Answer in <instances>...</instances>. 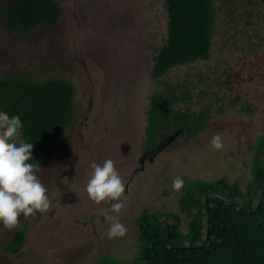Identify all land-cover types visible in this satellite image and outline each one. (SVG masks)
Here are the masks:
<instances>
[{
	"label": "rangeland",
	"instance_id": "374dc122",
	"mask_svg": "<svg viewBox=\"0 0 264 264\" xmlns=\"http://www.w3.org/2000/svg\"><path fill=\"white\" fill-rule=\"evenodd\" d=\"M55 1L56 24L13 35L0 21V77L60 76L74 88L71 123L39 155L36 175L50 208L28 219L20 216L25 239L16 253L3 246L17 228L0 223V264H125L139 251L140 212L178 211L183 187L172 189L175 177L225 176L242 190L251 181L254 145L264 130V0L254 1L249 21L226 22L219 11L210 59L174 67L159 80L151 70L166 36L162 0ZM230 35L234 41H227ZM164 82H194L190 98L178 107L206 110V126L194 136L182 131L152 159L145 157L140 169L150 96L163 90ZM217 133L223 144L218 151L210 145ZM105 159L114 161L125 184L118 219L127 232L114 239L107 236L104 216L110 204H95L85 191L91 164ZM187 221L181 214L184 233Z\"/></svg>",
	"mask_w": 264,
	"mask_h": 264
},
{
	"label": "trees",
	"instance_id": "16d2710c",
	"mask_svg": "<svg viewBox=\"0 0 264 264\" xmlns=\"http://www.w3.org/2000/svg\"><path fill=\"white\" fill-rule=\"evenodd\" d=\"M254 1L162 0L167 19L166 36L152 57V78L159 80L174 67L210 59L219 11L226 22L238 18L249 21V10H255ZM59 17L60 7L55 0H0V21L13 35L56 24ZM228 28L233 30L231 26ZM233 38L234 35H230L227 41H234ZM197 76L196 81L201 83L202 74ZM163 85V90L150 96L145 150L176 130H180V135L187 129L188 136H194L206 126V110L189 111L190 116L178 107L190 98L194 82L190 86L179 82H164ZM73 95L71 82L60 76L45 80L22 74L0 77V111L10 117L18 115L23 124L21 138L33 144L32 159L28 163L38 165L45 147L63 136L74 117ZM263 184L264 130L254 145L251 181L245 190L225 176L212 181L186 179L178 198L177 212L145 208L137 216L139 251L125 264H146L151 259L149 240L163 219L168 223L170 241L165 225L161 224L152 239L155 257L148 264H264V195L258 210L253 211ZM207 190L213 193L207 194L206 210ZM181 214L188 218L186 233L180 227ZM24 237L22 224L3 248L11 253L19 252ZM97 264L119 263L103 261Z\"/></svg>",
	"mask_w": 264,
	"mask_h": 264
},
{
	"label": "clouds",
	"instance_id": "9594fccd",
	"mask_svg": "<svg viewBox=\"0 0 264 264\" xmlns=\"http://www.w3.org/2000/svg\"><path fill=\"white\" fill-rule=\"evenodd\" d=\"M22 129L23 124L18 115L10 117L0 111V223L8 230L20 227L21 215L28 219L50 208L47 189L36 175L39 168L28 163L32 159L33 144L21 138ZM210 145L217 151L222 149L219 133L211 138ZM91 169L85 191L95 204H110L104 209L105 219L110 223L108 238L123 237L127 228L118 216L124 208V204L119 201L125 192V184L111 159H105L102 165L93 162ZM183 185L184 180L179 176L172 181L174 191H180Z\"/></svg>",
	"mask_w": 264,
	"mask_h": 264
},
{
	"label": "water",
	"instance_id": "95a60500",
	"mask_svg": "<svg viewBox=\"0 0 264 264\" xmlns=\"http://www.w3.org/2000/svg\"><path fill=\"white\" fill-rule=\"evenodd\" d=\"M180 130H176L174 131L173 133H171L170 135H168L166 138H164L163 140H161L157 145H155L154 147L150 148V149H147L145 150V152H143L139 158V168L141 169L143 167V160L145 157H148L149 159H152L155 154H157L159 151H161L164 147H166L172 140H174L176 138V136L178 135ZM208 193H213V191L211 190H207L205 191V204H206V210H207V194ZM264 195V184H263V187H262V191H261V195H260V198H259V201L257 203V206L256 208L253 210V211H257L258 208H259V205L262 201V197ZM207 220H208V212H207ZM161 224H164L165 227H166V231H167V240L168 242L170 241V238H169V234H168V223L163 219L160 221V223L156 226V228L154 229V231L152 232L151 234V237H150V240H149V246H150V249H151V252H152V257L151 259L146 262V264H148L154 257H155V251L153 249V242H152V239L154 237V234L157 230V228L161 225ZM207 237H208V226H207V231H206V237H205V242L207 241Z\"/></svg>",
	"mask_w": 264,
	"mask_h": 264
}]
</instances>
